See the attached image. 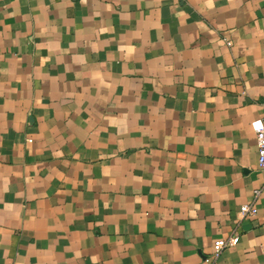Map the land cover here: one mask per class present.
<instances>
[{"label": "crops", "instance_id": "0c3cea01", "mask_svg": "<svg viewBox=\"0 0 264 264\" xmlns=\"http://www.w3.org/2000/svg\"><path fill=\"white\" fill-rule=\"evenodd\" d=\"M260 117L264 0H0V264H264Z\"/></svg>", "mask_w": 264, "mask_h": 264}, {"label": "built area", "instance_id": "2783aa9c", "mask_svg": "<svg viewBox=\"0 0 264 264\" xmlns=\"http://www.w3.org/2000/svg\"><path fill=\"white\" fill-rule=\"evenodd\" d=\"M254 124V132H255V142H256V148L258 149V165L259 167L264 171V118L260 117L253 120ZM260 188H255L253 190L254 195H258L261 191ZM256 211V206L254 202H249L242 204L240 206V212L243 215H249L253 214ZM238 234H230L226 236V238L217 239L214 241L215 250L214 255H218L221 249L233 246L237 244L238 241Z\"/></svg>", "mask_w": 264, "mask_h": 264}]
</instances>
